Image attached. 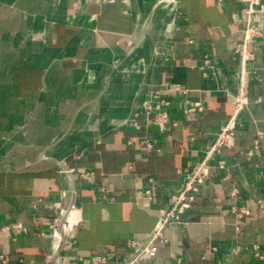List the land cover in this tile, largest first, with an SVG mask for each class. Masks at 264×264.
<instances>
[{
    "label": "crops",
    "instance_id": "0c3cea01",
    "mask_svg": "<svg viewBox=\"0 0 264 264\" xmlns=\"http://www.w3.org/2000/svg\"><path fill=\"white\" fill-rule=\"evenodd\" d=\"M243 2L0 0V24L16 26L0 52L14 61L0 75V264H48L55 249L72 184L42 154L66 158L75 178L58 264H114L149 239L233 112ZM249 50L236 138L166 229L157 264H264V36ZM162 100L166 128L153 120ZM197 101L204 111L187 112Z\"/></svg>",
    "mask_w": 264,
    "mask_h": 264
},
{
    "label": "built area",
    "instance_id": "2783aa9c",
    "mask_svg": "<svg viewBox=\"0 0 264 264\" xmlns=\"http://www.w3.org/2000/svg\"><path fill=\"white\" fill-rule=\"evenodd\" d=\"M264 15V0H244L242 7V17L244 21V27L241 30L242 39L235 45V53L238 54L241 66L240 84L237 94L234 96L233 112L227 121L221 126L215 141L209 147L204 158L198 163L194 170L190 173L189 177L184 181L183 186L179 192L171 197V205L169 208H162L157 214V224L152 230L149 239L145 243L134 242L135 250L129 259L115 260L114 264H157L155 259L159 247L165 245L167 238L165 235L166 229L173 224L181 221L182 214L192 206L196 198V193L200 186L205 183L209 178L215 176V171L212 170L213 165L211 160L214 159L216 154H220L224 147H228L236 138V131L238 128V117L241 111L250 103L251 96L248 92L247 86V63L253 58V54L249 50V45L264 36V29L258 26V21ZM205 71L203 75L208 73L207 68L213 67V61L209 55L204 56L203 66ZM184 91L183 88H180ZM159 96V95H158ZM165 101L162 100L154 106V122L159 126L166 128L169 121V116L166 110L163 109ZM205 106L197 101L193 105L186 109L187 112L199 111L203 112ZM258 145L255 146L257 148ZM251 153V151L249 152ZM220 169L227 170L224 163L220 162L217 165ZM73 170V169H72ZM224 179L231 182L233 179L227 172L224 175ZM232 194H237L236 188H232ZM72 220H65L64 228L68 233L69 238L65 246H67L73 240V229L75 221V212H71ZM54 235L58 239L55 248L58 246L61 233L57 224L54 225ZM14 228L22 229L20 224H14Z\"/></svg>",
    "mask_w": 264,
    "mask_h": 264
},
{
    "label": "water",
    "instance_id": "95a60500",
    "mask_svg": "<svg viewBox=\"0 0 264 264\" xmlns=\"http://www.w3.org/2000/svg\"><path fill=\"white\" fill-rule=\"evenodd\" d=\"M39 160L40 161H51L55 163L66 175L70 177L71 184H72V197H71L70 202L66 206L60 207L58 210L57 224H58V228L61 233L60 241H59L58 246L54 249L53 253L51 254L48 260V264H58L61 252L63 248L65 247V245L67 244L68 238H69V235L65 231V228H64L65 220L69 213L76 212V209H77V206L75 203V197H76L75 178H74L73 170L68 165L66 158H56L50 155L42 154L39 157ZM8 171H12V170L9 169ZM75 223H76V219L74 221V224Z\"/></svg>",
    "mask_w": 264,
    "mask_h": 264
},
{
    "label": "rangeland",
    "instance_id": "374dc122",
    "mask_svg": "<svg viewBox=\"0 0 264 264\" xmlns=\"http://www.w3.org/2000/svg\"><path fill=\"white\" fill-rule=\"evenodd\" d=\"M15 31H16V26H13V25L12 26H2L0 24V52L3 51L6 43L13 37L12 33L14 34ZM13 62H11V61L0 62V75H2V69L6 68L7 66L12 64ZM0 105H1V103H0ZM0 108H1V106H0Z\"/></svg>",
    "mask_w": 264,
    "mask_h": 264
},
{
    "label": "bare ground",
    "instance_id": "6f19581e",
    "mask_svg": "<svg viewBox=\"0 0 264 264\" xmlns=\"http://www.w3.org/2000/svg\"><path fill=\"white\" fill-rule=\"evenodd\" d=\"M174 2V1H173ZM162 5V4H161ZM171 7V6H170ZM168 28H170V27H168ZM130 60V59H129ZM67 178V177H66ZM67 220L68 221H71L72 220V217H71V214L69 213L68 214V216H67ZM58 235H60V232L58 231ZM56 243H58V239H56V241H55V244H54V246H56Z\"/></svg>",
    "mask_w": 264,
    "mask_h": 264
}]
</instances>
